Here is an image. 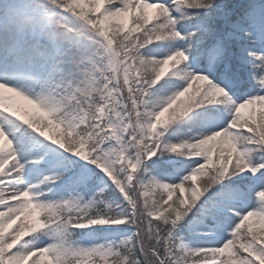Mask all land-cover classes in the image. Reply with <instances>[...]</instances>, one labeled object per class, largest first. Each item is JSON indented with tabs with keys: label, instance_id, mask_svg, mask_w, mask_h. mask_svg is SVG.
Wrapping results in <instances>:
<instances>
[{
	"label": "snow or ice",
	"instance_id": "obj_1",
	"mask_svg": "<svg viewBox=\"0 0 264 264\" xmlns=\"http://www.w3.org/2000/svg\"><path fill=\"white\" fill-rule=\"evenodd\" d=\"M0 264H264V0H0Z\"/></svg>",
	"mask_w": 264,
	"mask_h": 264
},
{
	"label": "rangeland",
	"instance_id": "obj_2",
	"mask_svg": "<svg viewBox=\"0 0 264 264\" xmlns=\"http://www.w3.org/2000/svg\"><path fill=\"white\" fill-rule=\"evenodd\" d=\"M49 135H53V136L58 135V130L55 129V128H52V129L49 131Z\"/></svg>",
	"mask_w": 264,
	"mask_h": 264
},
{
	"label": "trees",
	"instance_id": "obj_3",
	"mask_svg": "<svg viewBox=\"0 0 264 264\" xmlns=\"http://www.w3.org/2000/svg\"><path fill=\"white\" fill-rule=\"evenodd\" d=\"M174 199H175V197H174Z\"/></svg>",
	"mask_w": 264,
	"mask_h": 264
}]
</instances>
